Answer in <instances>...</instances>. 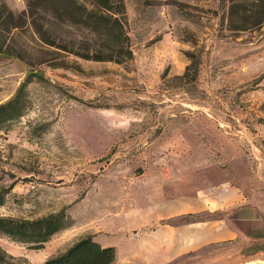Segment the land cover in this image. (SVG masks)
Here are the masks:
<instances>
[{
  "label": "rangeland",
  "instance_id": "obj_1",
  "mask_svg": "<svg viewBox=\"0 0 264 264\" xmlns=\"http://www.w3.org/2000/svg\"><path fill=\"white\" fill-rule=\"evenodd\" d=\"M84 1L0 0V104L23 84L0 115V215L70 222L41 248L0 245L43 264L90 233L111 264H264V14L241 10L258 0H115L118 36L77 21ZM220 185L258 208L228 211L243 238L168 257L142 237L157 198Z\"/></svg>",
  "mask_w": 264,
  "mask_h": 264
},
{
  "label": "trees",
  "instance_id": "obj_2",
  "mask_svg": "<svg viewBox=\"0 0 264 264\" xmlns=\"http://www.w3.org/2000/svg\"><path fill=\"white\" fill-rule=\"evenodd\" d=\"M114 1L115 0H86L81 2L78 6L81 11L77 21L83 22L86 25H94L95 28L103 29L109 34L115 33L116 36H118L122 32V25L116 16L112 14L116 10L113 7V4H116ZM236 4V2H232L230 5L234 6ZM251 4H253L252 1L249 6ZM4 5L5 4L2 3L3 7ZM249 6L247 2L242 5L241 10H243V13L250 10L249 14H247L248 16L253 15L254 12H259L261 17H263L264 0H258L256 3L257 8ZM52 7L58 15H61L62 9L59 4L56 3L52 5ZM108 12L112 13L110 14ZM105 57L106 56L103 55L96 56L98 59H103ZM107 57H111V55H107ZM198 63V57L191 59L186 65L183 75L185 76L191 71L195 79ZM22 85H20L17 92L9 100L0 104V115L11 118L14 115L20 114L19 110L9 113L7 111L8 109L14 108L17 104ZM8 188V190H10L11 186ZM8 190L0 187V204L4 202L5 194ZM199 217L198 214L189 213L168 220L193 221ZM69 224L68 215L65 213L64 209L31 218L0 215V234L16 242L23 243L27 247L41 248L51 235ZM114 259V246L102 245L94 239L92 234L87 233L78 237L61 252L45 258L43 264H111ZM0 264H29V262L25 257L13 255L0 245Z\"/></svg>",
  "mask_w": 264,
  "mask_h": 264
},
{
  "label": "crops",
  "instance_id": "obj_3",
  "mask_svg": "<svg viewBox=\"0 0 264 264\" xmlns=\"http://www.w3.org/2000/svg\"><path fill=\"white\" fill-rule=\"evenodd\" d=\"M172 197L168 201L157 198L153 203L154 218L145 220L142 233V237L147 238V242L150 238L157 239L155 248L168 257L206 243L243 238L241 230L229 221L228 211H232L235 220H242L246 218L248 211L258 209L254 204H247L237 188H229L227 185L217 186L213 190L198 191L187 198L173 195ZM202 212H221V214L193 221L168 220L183 214L199 215ZM94 239L104 245L99 239L95 237Z\"/></svg>",
  "mask_w": 264,
  "mask_h": 264
}]
</instances>
